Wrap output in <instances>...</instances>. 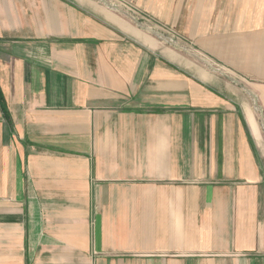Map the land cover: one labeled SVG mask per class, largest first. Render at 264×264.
<instances>
[{
  "label": "crops",
  "instance_id": "0c3cea01",
  "mask_svg": "<svg viewBox=\"0 0 264 264\" xmlns=\"http://www.w3.org/2000/svg\"><path fill=\"white\" fill-rule=\"evenodd\" d=\"M120 1L0 0V264H264V0Z\"/></svg>",
  "mask_w": 264,
  "mask_h": 264
},
{
  "label": "rangeland",
  "instance_id": "374dc122",
  "mask_svg": "<svg viewBox=\"0 0 264 264\" xmlns=\"http://www.w3.org/2000/svg\"><path fill=\"white\" fill-rule=\"evenodd\" d=\"M111 3H115L118 7H120L122 10L126 11L129 14L134 15V17L138 14L136 10H134L129 4L120 1V0H110ZM146 21L145 18H141L139 22H144ZM158 39L165 41L168 45L172 43H177V37H171L169 34L163 35V34H158ZM197 57H203L202 53H195ZM196 60L202 64L204 68H206L208 71H210L213 75H217L218 77L225 78L227 80H230L235 86L238 88L243 89V93L247 94L246 96L249 97L250 102L253 99V95L250 93L251 92V85H250V80L247 77H244L240 74H237L233 69H229L227 67H224L221 65L218 61L215 60H209L207 63L204 61H200L199 59ZM196 61V62H197ZM262 149L264 151V131H263V138H262Z\"/></svg>",
  "mask_w": 264,
  "mask_h": 264
},
{
  "label": "trees",
  "instance_id": "16d2710c",
  "mask_svg": "<svg viewBox=\"0 0 264 264\" xmlns=\"http://www.w3.org/2000/svg\"><path fill=\"white\" fill-rule=\"evenodd\" d=\"M0 109L2 110V113L5 116H8V111H7L6 104H5L1 91H0Z\"/></svg>",
  "mask_w": 264,
  "mask_h": 264
},
{
  "label": "built area",
  "instance_id": "2783aa9c",
  "mask_svg": "<svg viewBox=\"0 0 264 264\" xmlns=\"http://www.w3.org/2000/svg\"><path fill=\"white\" fill-rule=\"evenodd\" d=\"M113 6H117L115 3L114 4H112Z\"/></svg>",
  "mask_w": 264,
  "mask_h": 264
}]
</instances>
